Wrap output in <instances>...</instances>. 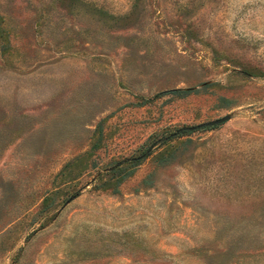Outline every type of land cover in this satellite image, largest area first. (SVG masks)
<instances>
[{
    "label": "rangeland",
    "instance_id": "1",
    "mask_svg": "<svg viewBox=\"0 0 264 264\" xmlns=\"http://www.w3.org/2000/svg\"><path fill=\"white\" fill-rule=\"evenodd\" d=\"M0 264H264V0H0Z\"/></svg>",
    "mask_w": 264,
    "mask_h": 264
},
{
    "label": "trees",
    "instance_id": "2",
    "mask_svg": "<svg viewBox=\"0 0 264 264\" xmlns=\"http://www.w3.org/2000/svg\"><path fill=\"white\" fill-rule=\"evenodd\" d=\"M191 90H174L171 91L173 94H179V95H185ZM182 132H187V131H182ZM183 133L179 134V136H182ZM121 165H118L116 167H113L109 169L108 171L105 172V176H101L98 178V183H93L92 182V188L93 189H102V190H109L110 192H117V186L127 177V171L124 170ZM56 193V190L51 191L50 193L46 194L42 201H41V206H45L47 203V200L51 196H53Z\"/></svg>",
    "mask_w": 264,
    "mask_h": 264
},
{
    "label": "water",
    "instance_id": "3",
    "mask_svg": "<svg viewBox=\"0 0 264 264\" xmlns=\"http://www.w3.org/2000/svg\"><path fill=\"white\" fill-rule=\"evenodd\" d=\"M228 118H229L228 115H223L221 117H217L215 119L204 121V122H201V123H198V124H195V125L182 126V127L177 128L176 131H174L170 136L175 135L177 133H180L182 131H194V130H197V129H200V128L213 127V126H216V125H220V124L224 123L225 121H227ZM151 147L145 151V154H147L149 152ZM143 156L144 155L136 157V159H139L140 157H143Z\"/></svg>",
    "mask_w": 264,
    "mask_h": 264
}]
</instances>
